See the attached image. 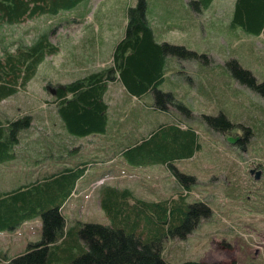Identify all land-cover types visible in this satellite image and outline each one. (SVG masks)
I'll return each mask as SVG.
<instances>
[{
	"label": "rangeland",
	"instance_id": "obj_1",
	"mask_svg": "<svg viewBox=\"0 0 264 264\" xmlns=\"http://www.w3.org/2000/svg\"><path fill=\"white\" fill-rule=\"evenodd\" d=\"M169 1L148 0L150 15L155 22L159 20L156 13L163 8L161 4H168ZM133 4L131 0H90L86 5L84 3L90 12L82 25L75 22L69 24V19L62 15L57 18L38 16L0 30V57L23 42L29 44L38 30L50 24L54 27L50 40L60 47L57 54L46 56L26 91H20L0 103L1 122L31 116V125L22 133L24 135L16 149L20 157L10 167L0 164V191L23 188L33 182L32 178L38 179L47 172H55L56 169L51 166L53 163L48 159L40 161L39 169L27 164L33 163L32 159L27 162L29 155H33L26 151L27 145L34 146L32 150L35 153L39 151L41 156L46 147L54 144V139L64 138L68 151L56 153L57 163L63 161L74 166L79 162H92L88 168L97 173L101 167L96 163L105 162L113 171L110 174L115 177L112 183L107 181L103 187L99 186L98 193V188H90L89 205L84 199L87 206L74 202L65 212L63 210L69 226L74 224L75 219L86 224L110 225L105 210L97 205L105 198L108 186L131 189L136 197L151 202L164 199L178 202L183 199L192 204L203 201L210 209L209 215L200 208L196 215L190 216L188 223L177 224L174 236L168 235L161 242L156 236L151 241L165 246L162 248L165 259L170 263L236 261L264 264V95L251 86L247 78L235 75L236 70L242 68L255 78V85L264 83V32L253 36L232 28L231 12L235 0H221L212 10L203 12L193 9L195 19L192 29L185 34L173 26V22L177 25L179 19L175 10L171 7L164 9V18L168 17L170 22L164 23L162 40L175 45L192 41L189 48L199 55L198 59L189 60L170 57L169 68L158 88L162 92L176 93L180 100L174 95L172 100L164 99V104L171 105L169 109L153 108L151 94L140 101L129 97L128 101L120 86L112 85L106 99L115 125L107 137L90 136L72 141L61 136L57 123L53 122L56 116L53 85L61 83L67 69L79 75L108 65L106 58L114 47L108 42L123 37L125 29L122 25L126 23L122 20L126 17L124 9ZM189 7L192 8L188 3ZM68 14L70 17L83 16L86 10L83 7L79 14L76 9ZM102 16L104 19L99 21ZM180 17L187 20L185 14H180ZM90 24L101 32L98 46L97 42L91 44L98 38L90 32ZM179 102L185 109L180 107ZM131 108L139 114L143 124L135 123L134 116L131 117L129 112ZM221 115L233 121L234 127L227 130L236 135L234 139L237 141L243 139V143L236 141L231 144L227 139L230 136L219 131L224 129V123L217 121ZM164 123H168L165 126L179 125L182 129L190 127L199 133L201 149L196 152L195 158L173 164L178 171L195 177L197 184H191V190L182 187L176 190L180 181L166 166L146 163L136 165L128 172V165L122 157H112L116 143L119 148L124 146V141H121L123 135H134L125 137L133 140L138 133L145 134L149 128ZM73 152L79 154L73 157ZM117 152L115 150L114 155ZM46 163L49 167L44 166ZM104 174L101 171L98 177ZM74 200L72 198L70 203ZM35 219L15 231L0 232L1 264L25 253L29 243L42 239L41 218ZM190 227L192 229L188 231ZM94 235L91 232L84 234L86 237ZM255 244L262 245V248H254ZM75 253L76 257L81 256V252ZM52 264L64 263L56 260Z\"/></svg>",
	"mask_w": 264,
	"mask_h": 264
},
{
	"label": "trees",
	"instance_id": "obj_2",
	"mask_svg": "<svg viewBox=\"0 0 264 264\" xmlns=\"http://www.w3.org/2000/svg\"><path fill=\"white\" fill-rule=\"evenodd\" d=\"M88 1L90 0H0V30L38 16L57 18L62 15L69 19V24L76 23L82 16L70 17L69 11L76 9L79 14L81 6L85 7L84 3ZM220 1L171 0L168 4L163 2V8L156 13L163 23L159 20L155 22L150 15L148 0H134V6L127 8V5L124 9L126 25L123 37L118 41L108 42L114 47L106 58L107 67L79 75L74 70L67 69L62 75L61 83L53 85L56 111L53 122L57 123L60 135L72 141L90 136L107 137L115 125L111 118L108 98L106 99L107 89L109 84L116 81L123 85L129 101V97L140 100L151 94L153 108H170L171 105L164 104V99L172 100V95L177 98L176 93L158 90L169 68L170 57L189 60L198 59L199 55L190 50L192 41H182L183 46L162 40L164 23L170 22L168 17L164 18V9L171 7L175 10L179 19L177 25L173 22V26L185 34L190 33L192 29L195 19L193 9L198 12L212 10ZM188 3L192 8H188ZM231 13L232 28H238L253 36H260L264 32V0H235ZM180 14H185L187 20L180 17ZM53 28V24L45 26V29L38 30L29 44L23 42L15 50H7L0 57V103L20 91H26L27 85L46 56L58 53L59 44L56 45L50 40ZM90 32L95 34L91 27ZM96 42L98 46L99 39L91 44ZM235 75L247 78L251 86L264 95V83L255 85V78L249 71L239 68ZM64 80H67V83ZM179 103L180 107L185 109L182 103ZM129 112L132 113L131 117L134 116L132 118H135L136 124H143L133 108ZM30 120L31 116L28 115L0 121V163L20 157L16 149L24 135L22 133L31 125ZM219 120L224 123V129H219L223 135L236 136L227 130L234 127L232 120L230 122L223 115L217 121ZM167 124L149 128L145 134L138 133L133 140L125 138H130L131 134L123 135L121 141H124V146L119 148L116 143L112 154L115 150L118 151L117 154L131 166L146 163L167 166L180 181V186L178 184L177 187L191 190L193 185H190L197 184L195 177L178 171L173 164L192 158L201 149L199 133L190 127L182 129L179 125L165 126ZM53 142L54 144L45 148L41 156L39 151L35 153L32 150L34 146L26 143L25 145L26 151L33 154L29 155L27 162L32 159L40 163L42 159H48L59 166L55 168V172L52 171L23 188L0 193V231L15 229L36 216H39L43 223L42 239L30 243L24 254L2 264H52L56 260L64 264H250L236 261L170 263L163 255L162 248L165 246L151 242L156 236L160 242L168 235L174 236L177 224L188 223L190 216L196 215L200 208L209 215L210 209L203 201L192 204L183 199L178 202L171 199L151 202L136 197L128 188L122 190L108 186L101 205L110 225L86 224L80 220H76L73 225H67L61 206L70 197L76 181L86 171L88 162L74 166L62 163L63 161L57 163L56 153L68 151L67 141L61 138L54 139ZM243 142V139L239 141ZM73 153L74 157L78 152ZM191 229L190 227L188 231ZM88 232L96 235L84 236ZM77 251L81 252V256L76 257Z\"/></svg>",
	"mask_w": 264,
	"mask_h": 264
},
{
	"label": "crops",
	"instance_id": "obj_3",
	"mask_svg": "<svg viewBox=\"0 0 264 264\" xmlns=\"http://www.w3.org/2000/svg\"><path fill=\"white\" fill-rule=\"evenodd\" d=\"M83 9V6H81V10ZM101 19H104V17L102 16L100 19H99V21H101ZM123 20L124 21H126V17H123ZM125 25H126V23H125ZM125 25L123 26V29H125ZM84 27H86V26H83L82 28H84ZM92 28V27H91ZM102 28V27H101ZM95 32V31H94ZM93 34V33H92ZM95 34L97 35V38L99 39V33H97V32H95ZM94 34V35H95ZM85 39H86V41H87V38L85 37Z\"/></svg>",
	"mask_w": 264,
	"mask_h": 264
},
{
	"label": "water",
	"instance_id": "obj_4",
	"mask_svg": "<svg viewBox=\"0 0 264 264\" xmlns=\"http://www.w3.org/2000/svg\"><path fill=\"white\" fill-rule=\"evenodd\" d=\"M228 141H229L230 143H235V142H236V139H234V138H232V137H229V138H228Z\"/></svg>",
	"mask_w": 264,
	"mask_h": 264
}]
</instances>
